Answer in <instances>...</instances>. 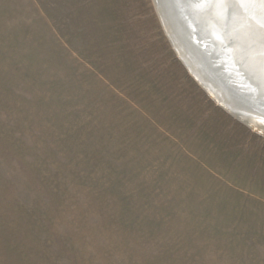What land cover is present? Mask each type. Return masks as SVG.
<instances>
[{
  "label": "rangeland",
  "instance_id": "obj_1",
  "mask_svg": "<svg viewBox=\"0 0 264 264\" xmlns=\"http://www.w3.org/2000/svg\"><path fill=\"white\" fill-rule=\"evenodd\" d=\"M0 264H264V136L152 0H0Z\"/></svg>",
  "mask_w": 264,
  "mask_h": 264
},
{
  "label": "water",
  "instance_id": "obj_2",
  "mask_svg": "<svg viewBox=\"0 0 264 264\" xmlns=\"http://www.w3.org/2000/svg\"><path fill=\"white\" fill-rule=\"evenodd\" d=\"M152 2L171 47L195 81L209 96L210 90L230 115L250 128L255 125V128L264 131L263 123L259 124L253 118L257 114L264 117V2ZM162 17L169 26L172 22L173 33L179 39L180 48L168 36ZM181 49L203 74V83L191 70L189 63L180 56ZM237 55L242 56L248 65L237 63Z\"/></svg>",
  "mask_w": 264,
  "mask_h": 264
},
{
  "label": "bare ground",
  "instance_id": "obj_3",
  "mask_svg": "<svg viewBox=\"0 0 264 264\" xmlns=\"http://www.w3.org/2000/svg\"><path fill=\"white\" fill-rule=\"evenodd\" d=\"M163 21H164V19H163V17L161 18ZM162 21V22H163ZM163 26H164V29L166 30V32L168 33V36L173 40V42L176 44V47H178V48H180V42H179V39L177 38V36H175L174 35V33H173V26H172V22L170 21V26H169V24H167V22L166 21H164L163 22ZM235 53H236V49L234 48L233 49V55L235 56ZM182 58H184V60L186 61V62H188L189 63V66L191 67V70H193L195 73H196V76L200 79V81L203 83V74L201 73V71L198 69V67L196 66V65H194L193 63H191V59H190V57L188 56V54H186L182 49H181V55H180ZM245 59L242 57V56H240V55H237V57H236V62L237 63H239V64H241L242 66L243 65H246L247 63L244 61ZM248 65V64H247ZM245 67V66H244ZM199 74V75H198ZM202 74V75H201ZM197 82V81H196ZM201 82H200V84H201ZM197 83H199V82H197ZM209 93H210V97L213 99V101H215V103H217L218 104V106H220L222 109H224L222 106H221V104H219L218 102H217V99H216V97H215V95L209 90ZM225 110V109H224ZM226 111V110H225ZM227 112V111H226ZM254 120L256 121V122H259V124H261V123H263V125H264V117L261 115V114H257L256 116L254 115ZM252 127H251V129L252 130H255V131H262V132H260L263 136H264V131L263 130H259V129H257V128H255L253 125H251Z\"/></svg>",
  "mask_w": 264,
  "mask_h": 264
},
{
  "label": "snow or ice",
  "instance_id": "obj_4",
  "mask_svg": "<svg viewBox=\"0 0 264 264\" xmlns=\"http://www.w3.org/2000/svg\"><path fill=\"white\" fill-rule=\"evenodd\" d=\"M262 2H264V0H262Z\"/></svg>",
  "mask_w": 264,
  "mask_h": 264
}]
</instances>
